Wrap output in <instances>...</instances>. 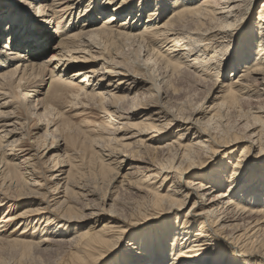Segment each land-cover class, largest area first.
<instances>
[{
    "label": "bare ground",
    "instance_id": "1",
    "mask_svg": "<svg viewBox=\"0 0 264 264\" xmlns=\"http://www.w3.org/2000/svg\"><path fill=\"white\" fill-rule=\"evenodd\" d=\"M258 1L10 0L11 3H3L4 8L0 9V94H5L4 102L0 103V133H5L1 137L3 142L18 134V124L12 121L16 118L13 115L16 111L1 109L12 107L14 102L15 95L7 92L8 89H19L22 91L18 108L31 109L32 115L38 116L44 123V146L51 149L57 143L56 147H59L58 138H62L67 131L63 124L61 127L57 122L62 113H53V107L51 110L45 99H40L42 85L46 84L45 77L50 75L49 90H53L56 97H62L60 92L66 87L71 89L79 80L82 88L76 92L75 98L71 95L79 101L78 104L100 99L110 121L104 130L108 137H112H103V142L115 143L110 154L104 155L99 150L103 176L111 174L113 180L119 177L125 163L121 150L130 149L133 154H137L138 149L160 156L170 154L167 161L150 162L146 172L127 183L145 195V210L137 216H151L147 222L166 218L134 231L132 234L135 236H129L132 238L128 240L125 253L110 264H264V193L257 191L264 181V105L259 103L264 100V0ZM1 2L3 0H0V5ZM26 2L31 9L24 6ZM132 2L134 6L139 3L137 7L141 10L138 12H142L138 16L141 22L138 26L133 24L135 21L132 22L134 17L129 18L134 10V6H130ZM84 3L86 8L81 7ZM256 4H259L257 11ZM16 7L33 9L35 14L26 19L22 14H16ZM77 9L80 10L78 19L83 18L84 23L73 19V12ZM170 10L171 13L160 22L159 18ZM66 15L70 20H65ZM61 16L63 18L60 19ZM52 24L57 25L50 32ZM56 35L58 45L52 48L50 45ZM93 44L99 48H110V45L131 48L137 45V50L134 48L136 61L130 65L131 62H116V57L112 56L115 60L112 66L107 67L103 63L102 68H96L98 60L105 64L108 62L105 48L93 53L92 49L96 48ZM57 49L56 54L43 57L49 50L54 52ZM106 56L109 58L108 53ZM126 65H134L136 70L131 71V67ZM74 69L77 71L70 75L68 72ZM190 73L194 78L214 81L218 101L212 108L199 105L189 115L181 113L180 116L179 113L176 116L166 107L168 96L166 91L163 92L166 78L169 74L184 76ZM39 87L41 90H38ZM60 87L65 88L60 90ZM253 94L257 100L251 97ZM8 99H12L11 102ZM244 101L260 105L254 110L251 108L249 113H243L240 105ZM39 106L40 110L44 109L40 115L37 112ZM231 111L240 115L238 120L244 133H239L237 127L232 135L219 139L213 135L214 124L221 122L223 113ZM8 127L12 130H7ZM52 128L55 129L50 133ZM126 131L137 133L132 138L123 139ZM50 134L53 135V143L48 145ZM23 138L9 142L11 144L6 147L0 146V193L9 194L11 199L7 201L0 196V207L6 201L9 204L15 201L17 207L32 206L34 202L20 200L29 198L25 193L32 194L33 189L41 191L43 188L37 174L44 155L39 156L40 151L31 155L32 150L24 148L25 143H20ZM135 138L138 140L129 141ZM97 141L92 142L97 144L96 148L102 142ZM10 147L12 152L9 154ZM17 148L20 155H16ZM72 159L67 154L65 159L51 157L53 172L48 182H54L47 188L51 189L50 192H57V197L51 196L55 201L52 204L70 223L83 219L82 211L94 208L86 202L80 209L78 203L86 201L90 192L85 194L86 190L79 188L77 167ZM14 160L17 162H12ZM261 168L263 171L258 172ZM60 188H64V196H60ZM35 192L39 194V190ZM48 194V190L39 194L44 196L45 202L37 209L29 208L19 216L7 215L2 224H14L21 218L28 222L33 215V220L38 218V223L46 219L43 222L46 228L37 230V233H45L44 239L52 234L54 236L50 227L54 218L51 220L40 215L43 205L50 207ZM103 201L106 202V199ZM111 218V222L90 227L77 234V239L74 237L79 248L72 255L73 264H107L104 257L123 240L126 223L121 225L122 222ZM65 225L61 224L60 228ZM56 227L55 231H58ZM2 233L5 234V231ZM4 237L9 238L5 234L0 241ZM46 239L34 238V242L18 240L15 245L31 253L35 248L47 249L50 239Z\"/></svg>",
    "mask_w": 264,
    "mask_h": 264
},
{
    "label": "rangeland",
    "instance_id": "2",
    "mask_svg": "<svg viewBox=\"0 0 264 264\" xmlns=\"http://www.w3.org/2000/svg\"><path fill=\"white\" fill-rule=\"evenodd\" d=\"M5 1L8 3H11V2H9L10 0H3V2H1L2 4L0 5L1 10L4 8V7H2V5L4 6L3 3ZM261 1L262 0H259L258 3H260ZM156 2H157V0H156ZM154 3H155V0H154ZM138 4L139 3H136V6H134L135 5L134 2L130 3V6H134L133 7L134 10L131 11L132 15L129 17V18L134 17V19H136V20L133 19L132 22L135 21V22H133V24L137 25V26L139 23L141 24V22H139L138 16H140L142 13V12L141 13L138 12L141 10L140 8L137 7V6H139ZM5 5H7V4H5ZM94 5H96V3ZM24 6H27L28 8L30 7L27 2L24 3ZM27 7H22V8L16 7L15 8L16 14H22V16L25 17L26 19L30 16V14H35L33 12V9L30 10L31 7H30V9H27ZM81 7L86 8L87 5L84 3ZM146 7H147V5H145V8ZM256 7L257 8L255 11H257V9H259V4ZM83 8H80V9H83ZM254 8H253L252 12L254 11ZM135 11H136V13H135ZM171 11L172 10L166 12L164 14L163 18L160 17L161 18V19L159 18L160 22L164 21L165 17L168 16V14H170ZM73 13H74L73 14L74 20H77L78 23H80V22L84 23L83 18L78 19L79 15H80L79 9H77ZM142 17H143V15H142ZM157 17L158 16H156V18ZM61 18H63V17L61 16L60 19ZM57 19H59V17H57ZM68 19L70 20V17H69V15H66L65 20L68 21ZM144 20H147V18H145ZM72 23H73V20H72ZM118 23L119 22H117L116 25ZM56 25L57 24H54V25L52 24L49 27V28H51L50 32L54 31L56 29ZM119 25H121V23ZM55 37H56L55 41L50 45V47H52V48H57L56 46L58 45L57 42L59 41L58 40L59 38H57L58 37L57 35ZM94 46L96 47V45L93 44V47ZM110 46H111L110 48H109V46H107L106 48L104 47L105 49L102 47L104 49V52L106 53V55H107V53L109 55V58H108V56L105 55L106 61L108 63L105 64V62L98 60V65L96 66V68H102L101 64H103V63L107 67H109V65L112 66V64L115 63V60H117L116 62L121 61V63H123V62L130 63L131 62L130 65H132L133 61H136V56L134 54V48H135V50H137V47H135L137 45H135V46L133 45V47H131V48L130 47L128 48L127 45H125L126 47L124 45L117 46L119 48L121 47L122 49H118L117 47H115L116 45L115 46L110 45ZM102 48H99L97 46L96 48L92 49L93 53H97V52L99 53V51ZM57 51H59V49L54 50V52H53V50L52 51L49 50V52L43 57H50L53 54H56ZM114 52H115V55H114ZM112 53H113V55H112ZM112 56L114 57V59L116 57V59L115 60L112 59L113 58ZM109 59H112V60H109ZM108 60L111 62L109 63ZM40 61H42V60H40ZM94 61H96V60H94ZM99 62H101V63H99ZM130 65H128V66L126 65V67L128 68ZM133 66H130L131 71L136 70V68H134L135 66L134 67ZM77 69L70 70L68 73L71 75L74 72H76ZM192 73H193V70H192ZM171 75L172 74H169L168 75L169 77L166 78L167 83H166V86L163 88V92L164 91L167 92L168 98H167V101H165V103L167 102L166 107H167L169 112L176 114V116H179V113H180V116H182V114L184 115L185 113H187L185 115H189L194 109H197L200 106L202 107V105H205L204 108H212L213 105H215L217 103V101H218L216 99V96H217L216 92L217 91L215 92L214 81L211 83L210 82L211 80H209V78H208L209 82L207 81V79L204 81V79L199 78L200 79L199 80L197 77L194 78L193 74H191V73L190 74H184V76L182 74V75H172V77H171ZM187 75L191 76V77H187ZM228 75L230 77L232 74L229 73ZM45 78H46L45 79L46 84L42 85V95H40V99L41 98L45 99V102L48 103L50 109L51 110L54 109L53 113L57 112V114H59V112H60V115L62 113L61 119L60 120L58 119L57 122L60 124L61 127L64 125V127L67 130L66 131L67 133L65 132V134L62 135V138H58L59 144L57 146H59V147H56V144H57L56 143V144H54V146L51 149L50 148L48 149L49 146L47 147V145H46V147H47L46 148L44 146L45 145V142H44V140H45V134H44L45 129H44V127L45 126H44L43 121L41 122L40 118L38 116H36V115L33 116L32 113L30 112L31 109H29V108L19 109L18 108L19 107V105H18L19 96H20V92L22 90L16 89L14 91L13 90L11 91L8 89L7 92L11 93V95L12 94L15 95V96H13L15 98L12 97L13 100L11 99L12 102L13 101L14 102H13V104H11L12 107H10L11 106L10 105L9 106L10 108H8V109H1L2 111H4V110L5 111L11 110L12 112L16 111L15 112L16 115L13 114L14 116H16V118L12 119V121L14 123H16V125L18 124L17 125L18 134L14 135L12 138L8 137L4 141L5 142L4 143L3 140H1V137L5 133L4 132L0 133V135H1L0 141H2V143L0 142V146L6 147L7 145L13 143V140L16 141L20 137L21 138L25 137V138H23L24 141L20 142V143H25L24 148L32 150L31 155H35L36 151H38V152L40 151L38 153V155L39 156L44 155V156H42V159L40 160L39 170H38L39 173L37 174V176L40 177V178H38V180H39L40 185H42V187H43L42 190L40 191V189H38V188L33 189L34 191H32V194H27V193L24 194V195H28L27 197H29V198H25L23 200H20V202L31 201L32 203L34 202L35 204H32V206H25L24 205L22 207H17V205H15L16 204L15 201L11 204H9L7 202V201L11 200L10 198H8L9 194L4 195L2 193V195H1V193H0V196H2V198L7 200L4 203L5 204L4 206H6V204H7V206L6 207H4V206L0 207V234H1L0 237L2 235H5V234H6V236H9V238L4 237L6 239V240L4 239L5 241L3 240V238L1 239L3 242L0 241V264H73L74 257L72 258V255L75 254V251L79 248L78 240H76L77 243L75 241L76 235L84 233L85 230L87 231L88 228H90V227L92 228L95 225L101 226L102 223L107 224L108 222H111V219H112L111 216H112L115 218V220L117 222H122V223H120L121 225L123 224V222H126V223H124L125 228L123 230L124 231L123 240H121L122 244L120 241L119 246L114 251H111L109 254H107L104 257V263L110 264L114 260H116V258H118V256L121 257L125 253L128 240H129V238H132L129 236L134 231H136L138 228H141V227H148L149 225L156 224L157 222H159V220L166 218V216H165V217L160 218V219H156V220L154 219L153 222H147L148 219L152 218L151 216L148 218L137 216L145 210V207H144V202L146 201L145 197H144L145 195L143 193L139 192L137 189H135L136 187H132L127 183H130L129 180H135V179L139 178L141 176L140 174H142L143 172H146L147 171L146 169L148 168V164L150 162L154 163L157 161L159 162L160 160L161 161L162 160L167 161L166 158H168L170 154L165 153L166 155L162 154V156H160L159 154L157 155L156 153L154 154V152H152V151L144 150V149H141V150L138 149L139 152L137 151V154L136 153L133 154V152L130 151V149L129 150L125 149V152L121 150V152L123 154L122 160L125 161V163L119 172V177L116 178V180H113L111 174L108 177L103 176V174H102L103 172H101L102 168H100L101 164H102L100 162H102V161L99 158V156H100L99 150H102L101 152H103L104 155L110 154L109 152H111L112 147L113 148L115 147V143L113 141H112L113 144H109V143H107V141L103 142L102 138L103 137L107 138L109 136V135H107V131L104 130V128H105V125L110 121H108L109 117L107 114H105L106 112L102 108L100 99H96L97 101L94 100L93 102L84 103L82 105L78 104L79 101L76 99H73V97H71V95H74V98H75V94L77 95L76 92H78L79 89L82 88V86L79 84L80 83L79 80H77L74 83V85L71 86V89L64 87L65 90L63 92L62 91L60 92L61 95L63 93L62 97L61 96L56 97L54 95L53 90H49L50 89V83H51L50 75L49 76L47 75ZM198 81H200L199 82L200 84L198 83ZM204 82H206V84ZM29 86H31V85H28V87ZM62 88L60 87V90L64 89V88L63 89ZM38 90H41V88L39 87ZM1 93H3V92H1ZM254 94H256V93H254ZM254 94H253V96H251L252 98H254L256 96ZM0 95L3 96L2 98L0 97L1 98L0 103L2 104L4 102L5 94H0ZM11 95H10V98H11ZM11 100L8 99L7 101L11 102ZM254 100H257V98H254ZM256 103L257 102L244 101L242 103V105H240V107L242 106L241 107L242 112L243 113H245V112L249 113L252 110H254L256 107H258L260 104L264 105V100L259 102L260 104H258V103L256 104ZM51 107H53V109ZM16 108H18V109H16ZM251 108H252V110H251ZM40 109H41V106L38 107V111H37L39 115L41 113L43 114V111H44V109H42V110H40ZM228 113H223L222 118L220 120L221 122L218 125L214 124L215 129L213 130V135H215L216 137H219V139L220 138L224 139L227 136L232 135V132L237 127H238L239 133H241V134L244 133V131L241 128L242 125H240V122H239V120H240L239 119L240 115L238 116V114H240L239 110H238V114L236 113V111H231ZM15 120H16V122H15ZM9 124L12 125V122H10ZM241 124H242V122H241ZM102 126H103V128H102ZM12 127H8L7 130H12L11 129ZM54 129L55 128H52L50 133H53ZM69 130H70V134H69ZM173 130H175V127L173 128ZM104 131L106 133H104ZM0 132H2V129H0ZM25 133L28 134V136H26ZM125 133L127 135H123L124 136L123 139H128V138L134 137L133 134H136L137 131H128V132L126 131V132H124V134ZM22 134L23 135L25 134V135L23 136ZM50 135L51 136L48 138V142H47L48 145H50V143H53V140H52L53 135L52 134H50ZM121 137H122V135L120 136V138ZM108 138H110V137H108ZM97 139L99 142L102 141L97 146L99 148L102 145V147L99 149L96 148V146H95V145H97L96 143H94V144L92 143L95 140L97 141ZM37 140H39V141H37ZM136 140H138V138H135V139H132L129 141L135 142ZM9 142H11V143H9ZM132 145H135V144H132ZM103 147H105V148H103ZM134 148H135V150L137 149L135 146H134ZM10 150H11V147L9 148V154H10V152H12ZM103 150H105V151H103ZM50 151H52V152H50ZM15 152H16V155L21 154L20 151L18 150V148L16 149ZM48 153H50V154H48ZM96 153H98V154L96 155ZM66 154H67L68 158H71V159L73 158L72 159L73 163L76 165L75 167H77L76 171L78 172L77 181H79V185H78L79 188H82V189L84 188L86 190L85 194H88L90 192L88 194L89 196H86V201H82L79 199L80 200V202L78 203L79 206L81 207V205L83 206V203L85 205L86 202H90L91 205L94 207L91 210L82 211V212H84V215H83L84 218L83 219L78 218V220H73L72 223H70V221H67V219L64 218L63 213L60 212L56 206H53L55 204V201L53 200V198H51V196L57 197V195H56L57 192L54 193V190L50 192L51 189H47V188L51 187L53 185L52 183L54 182V180H52V182H48L51 178L50 174H52V172H53L52 162L50 160L51 157L56 159V160H58L59 158L65 159ZM96 156H98V157H96ZM94 157H95V159H94ZM161 158H163V159H161ZM205 158H207V156L203 157V159H205ZM106 159H107V157H106ZM21 160H23V159H21ZM66 160H68V159H66ZM36 161L39 162V160H37V159H36ZM45 161H47V163H44ZM218 161H220V160H217V162ZM12 162L16 163L17 161L14 160ZM131 164H134V165L131 166ZM262 168L260 170H257V171L262 172L263 171ZM66 169H68V167H66ZM79 169H80V172H79ZM77 172H76V174H77ZM263 175H264V173H263ZM110 178H111V180H110ZM121 183H123L124 185L122 186ZM263 184H264V181H263L261 187L259 189H257V191H259V193L261 192L262 194L264 193ZM262 186H263V189H262ZM261 189H262V191H261ZM38 190H39V194H41V192H43V193L47 192V190L49 191V194L47 196V201L49 200L51 202L50 207L43 205L42 207H44L43 208L44 210L41 212L40 215L45 216L46 218H51V220L54 218L52 220L53 224L50 226V227H52L51 229L54 230V236L52 234V236L47 237L48 239L45 238L46 240L50 239L49 240L50 246L47 249H46V247L35 248L31 253H28V251L24 250V248L22 246L19 247V245H17V244L15 245V241L22 240V242L23 241L24 242H30V241L34 242V240H33L34 238L36 240L41 239V238L43 240H45L43 238L45 233L42 235H39L37 233V230L46 228V223L43 224V222H45L46 219H43L42 223L41 222L38 223V218H37V220L36 219L33 220L34 216L32 215L31 219L29 220L30 222L25 221V218H21V220L20 219L16 220L19 223L15 221L14 224H13V222L11 224H8V225H10L9 227H8V225L5 226V224H2V223L4 222V220L6 218H8L7 215L8 216H14V215L19 216L22 213V211L25 212L29 208H34V209L36 208L37 209V206L39 204H43V202H45L44 196L39 195L37 192H35ZM62 192H64V188H62V189L60 188V193H62ZM64 195H65V193H62L60 196H64ZM90 195H92V196H90ZM56 197H54V198H56ZM104 199H106V202L103 201ZM52 200H53V202H52ZM52 203H54V204H52ZM54 208H55V210H54ZM82 208L83 207H81L80 209H82ZM11 210H13V211H11ZM112 211H113V213H112ZM50 212H51V214H50ZM61 213H62V215H60ZM91 213H94V215H92ZM49 216H51V217H49ZM138 217H141V218L138 219ZM58 218H59V220H58ZM63 218L65 220H63ZM80 219H81V221H79ZM105 219H107V220H105ZM97 220H98V222H97ZM26 224L28 225L27 226L28 228L25 227ZM54 224H56V225L53 226ZM61 224H63V225L66 224L67 226L65 225L63 228H60ZM114 224L115 223H113L112 225H114ZM1 225H3V227ZM76 225L78 226L77 228L75 227ZM22 226H24L26 229H24ZM56 226L59 228L58 231H55ZM4 227L5 228L7 227V228L5 229ZM57 227H56V230L58 229ZM69 227L72 229H70ZM2 231H5V234L2 233ZM62 231L63 232L65 231V233H63ZM148 231L146 234H148ZM61 232H62L63 236L60 235ZM56 236H57V238H56ZM132 236L134 237L135 235L132 234ZM7 240L8 241L11 240V241L8 242ZM70 240H71V242H70ZM72 241L74 243H72ZM4 243L6 244V246Z\"/></svg>",
    "mask_w": 264,
    "mask_h": 264
}]
</instances>
